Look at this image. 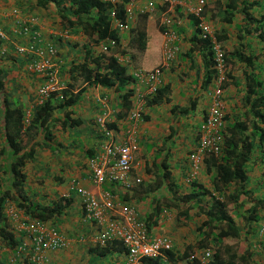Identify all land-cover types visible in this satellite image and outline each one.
Here are the masks:
<instances>
[{"label":"crops","instance_id":"1","mask_svg":"<svg viewBox=\"0 0 264 264\" xmlns=\"http://www.w3.org/2000/svg\"><path fill=\"white\" fill-rule=\"evenodd\" d=\"M101 1L122 3L125 13L134 16V21L126 28L117 27L116 21L111 20L118 41L91 43L78 25L64 27L52 4L43 9L35 4V0H0V24L9 38L7 53L0 55L1 100L5 96L10 107H21L25 117L29 118L35 107L41 104L38 89L48 80L46 71L37 72L33 68V63L39 60L38 56L16 52V46H25L30 40L28 36L13 35L17 21L30 23L34 29L40 30L39 48L44 50L50 46L54 49V55L47 58L54 65L56 82L61 90L53 93L58 94L59 99L63 98L64 92L80 94L73 105H55L48 123L49 143L44 144L43 140L35 146L33 159L23 168L26 175L24 191L31 202L47 206L62 197L70 200L69 206L59 216L43 222L67 241L64 249L48 255L46 264L126 263L127 253L120 241L114 240L101 246L97 240L99 231L110 219V213L101 214V225L90 217L82 201V190L91 191L98 198L99 188L110 190L114 200L133 205L139 215L148 221L151 238L163 237L172 243L176 262L163 257V264H188L191 256L200 259L206 251L195 247L191 256L178 258L187 246L194 245L201 238L204 229L201 232L198 228L205 218L198 214L194 201L185 204L180 199L190 191L192 182L203 185L218 196L211 182L213 172H208L204 161L195 163L192 155L198 152L201 136L208 134L205 119L218 88L224 128L235 120L243 119L242 102L248 76L255 75L264 91V37L259 34L264 35V0H241L250 6L249 13L257 20L250 26L241 13H235L230 23L221 20L225 16L226 0H205L208 6L205 20L213 35L223 38L218 44L226 56L224 68L214 69V76L208 84L204 83V64L208 57L191 43L195 35L199 36L193 15L196 0H154L152 10H147L145 14H140V11L148 8L147 0ZM65 5L69 7L70 4L66 2ZM163 14L174 19L171 30L179 47L174 60L163 66L165 70L160 87L168 89L160 102L146 105L140 102L139 90L130 81L124 91L130 93L125 95L130 103V109L126 111L114 86L106 88L85 81L80 67L86 64L87 68L94 69V61L99 55H104V58L113 55L130 76V70L134 68L151 70L161 66L166 30L160 24ZM137 27L145 30L143 49L137 47ZM256 27L258 32H255ZM241 55L250 57L251 65ZM103 61L107 63V60ZM127 63L129 66H126ZM59 99L57 102L61 103ZM137 106L141 107L140 116L131 118ZM100 117L104 118L112 139L137 147L130 173V181L134 185L129 190L124 191L120 186L109 183L98 188L92 183V159L102 154L103 148L111 142L97 122ZM2 145L0 140V150ZM261 151H264V144L261 150H253L246 164L249 181L245 191L248 194H244L237 203L242 202L244 213L257 200H264V154ZM0 167L1 176L4 170L1 154ZM164 174L166 177H163ZM137 179L139 183L135 184ZM159 180L162 184L157 185ZM208 200H212L209 195L201 205ZM10 203L8 201L4 207L5 214ZM246 206L249 208L244 211ZM14 207V213L21 219L23 217L28 222L34 220ZM12 210L9 209L8 213ZM180 210H187V214L179 216ZM234 214L236 225L243 232V248L251 251L254 264H264V241L259 235L264 221V206L257 207L258 219L248 225L238 211ZM8 217L9 227L15 228L14 232L13 229L11 231L15 233L18 244L13 249L3 248L6 260L15 254L19 245L29 244V238L20 224L11 223L9 220L13 219ZM135 264L152 263L140 259Z\"/></svg>","mask_w":264,"mask_h":264},{"label":"trees","instance_id":"2","mask_svg":"<svg viewBox=\"0 0 264 264\" xmlns=\"http://www.w3.org/2000/svg\"><path fill=\"white\" fill-rule=\"evenodd\" d=\"M68 2L69 7L65 5ZM126 2V1H125ZM35 4L43 9L49 5L56 8L61 23L66 28L78 25L83 33L87 35L89 41L93 44H99L105 40L118 41V35L111 27V11L116 13V17L123 21L125 10L122 3H112L101 0H35ZM207 3L204 6V14L207 13ZM250 6H247L241 0H226L224 3L225 16L221 20L230 23L235 13H241L243 19L250 26L256 19L249 13ZM145 14V13H144ZM197 23V19L194 17ZM1 25V24H0ZM258 32V27L255 28ZM137 47H145V30L137 27ZM264 37L263 33H259ZM216 42L223 38L214 35ZM193 46L204 51L208 60L205 58V84H208L214 76L213 56L209 39L200 38L198 35L191 40ZM248 65H251V58L241 55ZM104 60L107 63L104 64ZM226 59V56H225ZM227 61V60H226ZM95 68L89 69L83 64L80 69L83 79L92 84H97L106 88L115 87L116 92L125 104V109H130V103L125 95H130L125 91V85L132 81V77L127 74L125 67L119 65L116 58L110 55L104 58L99 55L95 59ZM1 74V70H0ZM247 87L243 99V115L240 120H235L232 124L223 128L221 135L223 144L221 153L215 156L212 153H206L203 161L205 162L208 172H213L211 182L218 196L205 189L203 185L192 182L190 191L181 197V201L189 203L194 201L198 208V214L203 215L205 220L198 228L203 231L201 238L194 245L187 246L183 254L178 258H187L191 256L192 249L212 248L213 253L210 258L203 262L200 259L191 256L188 264H254L252 253L249 249L237 250L233 245L224 244V239H241L242 231L237 227L230 212V205L242 206L237 204L240 198L245 194L249 177L246 172V164L250 159V154L255 148L261 150L264 144V91L261 89V81L255 75L247 77ZM3 89V81L0 78V93ZM167 87H160L156 94L146 98V105L156 104L163 98ZM79 93L72 95L64 92L63 98L59 99L58 94L52 93L50 97L35 107L33 114L25 117V111L21 107H10L6 97L0 100V140L2 141L1 156L4 158V175L5 179H0V241L13 249L18 240L12 233L9 222L6 217L4 207L8 201L23 211V214L32 219L39 221H48L61 212L70 204L67 198H60L47 206H40L31 202L24 191L26 175L23 171L25 165L33 159L34 147L41 144L49 143L48 123L51 120L55 105L70 106L79 98ZM57 98L62 101L57 102ZM168 101V99H166ZM42 134V139H41ZM264 154V151H261ZM165 168V167H164ZM163 177H166L164 174ZM162 177V178H163ZM4 185V189L1 188ZM162 184L159 180L157 185ZM207 195L212 199L205 203ZM264 206V200H257L253 205L244 212H239L246 225L250 222L257 221V207ZM178 208V207H177ZM236 212V211H235ZM187 214V210L179 211V216ZM234 216H238L234 214ZM149 219V218H148ZM148 227V221L144 219ZM119 241V240H115ZM114 241V242H115ZM121 243V241H120ZM217 246H214L216 245ZM122 245V243H121ZM123 246V245H122ZM125 249V248H124ZM164 257L171 262H176L175 254L172 249L163 252ZM150 261L152 264H163L160 257L149 259L143 258V262ZM0 264H8L6 258L0 259Z\"/></svg>","mask_w":264,"mask_h":264},{"label":"built area","instance_id":"3","mask_svg":"<svg viewBox=\"0 0 264 264\" xmlns=\"http://www.w3.org/2000/svg\"><path fill=\"white\" fill-rule=\"evenodd\" d=\"M149 6L147 9L141 10V13L152 10L154 0H147ZM205 0H196L193 8V15L197 19V29L199 37L209 39L211 51L213 54V66L215 70H222L225 65V55L218 42H216L210 26L204 17ZM125 20L121 21L116 17V13L111 11V20L116 21V26L126 28L134 21L131 13H125ZM174 19L170 15L163 14L160 24L166 28L165 39L163 41V63L161 66L146 70L142 68H134L130 70L133 85L139 90L140 102H146V98L156 94L161 86L164 68L167 63H171L179 52V47L175 43L176 36L171 30ZM16 37L28 36L29 42L25 46H16L15 50L19 54L31 53L39 57V60L33 63V68L37 72H44L48 76L47 82L38 89V95L41 103L47 100L53 92L61 90L60 85L56 82L55 68L47 57L54 55V49L47 47L42 50L39 48V40L41 33L39 29H34L30 23L17 21L15 23L14 34ZM8 34L0 25V53L7 52ZM112 42V41H111ZM129 66V63L126 64ZM220 89L214 93L215 101L209 107L205 128L208 132L201 136L199 141V149L192 159L195 163L202 162L206 153H212L215 156L220 155L223 144L221 131L224 128V115L221 104L219 102ZM62 98V97H60ZM141 107L137 106L131 118L140 116ZM101 129L105 131V135L109 136L106 129L105 120L100 117L97 120ZM136 145L128 142H119L111 138L100 155H96L91 162V180L94 186L101 187L106 183L114 186H120L124 191L133 187L130 181L131 166L133 161V153L136 151ZM139 180H135V184ZM82 201L88 211L90 217L102 225L101 214L110 213V219L97 235L99 245L105 246L114 240L121 241L127 253L125 264H135L143 258H163V252L172 247V243L163 237L151 238L148 227L143 217L139 215L137 209L126 202L114 200L110 190L99 188V197L88 190L81 191ZM44 221L32 220L22 221L20 226L29 238V244L22 243L15 251V254L7 261L8 264H18V262L28 264H46L50 253L62 250L66 247L67 241L63 235L53 228L46 226ZM260 238L264 241V221L259 229ZM201 261H207L213 253L212 248L205 249Z\"/></svg>","mask_w":264,"mask_h":264},{"label":"rangeland","instance_id":"4","mask_svg":"<svg viewBox=\"0 0 264 264\" xmlns=\"http://www.w3.org/2000/svg\"><path fill=\"white\" fill-rule=\"evenodd\" d=\"M1 98H2V93H0V100H1ZM26 116H29V115H26ZM3 163H4V158H3ZM0 170H2V167H0ZM1 176H0L1 177L0 179H5L4 172H2ZM1 188H2V190L4 189V185L2 186V183H1ZM243 204H244V200H243ZM14 206H15V204H13L12 202L7 205V207H8L7 208V213L9 211V209L10 210L13 209L10 213H8V215L13 219V220H9V221H11V223L21 224L22 221H26V220H24L23 217L21 219L20 216L17 213H14V209H15ZM242 208H243V206L239 207V206H236V205H232V206L230 205L229 210H230V212H232V213L234 212L235 213V211H238V212L243 211ZM248 208H249V206H246L244 211L247 210ZM7 213H6V215H7ZM245 213H247V212H245ZM8 215H7V217H8ZM8 219H10V218L8 217ZM236 220L238 221V217H237ZM14 229H13V232L15 231ZM13 234H15V233H13ZM223 243L224 244L233 245L235 247V249H237V250L244 249L243 246L245 245L243 240H241V239L234 240V239H231V238L230 239L229 238L228 239H224ZM214 246H217V244L214 245ZM4 247H5V245L0 241V259H2V258H6L7 259V256H5V252L3 251Z\"/></svg>","mask_w":264,"mask_h":264},{"label":"clouds","instance_id":"5","mask_svg":"<svg viewBox=\"0 0 264 264\" xmlns=\"http://www.w3.org/2000/svg\"><path fill=\"white\" fill-rule=\"evenodd\" d=\"M206 3V2H205ZM140 14H142V13H140ZM203 14H204V12H203ZM205 17V16H204ZM7 51H8V47H7ZM7 52H5L4 54H6ZM0 55H1V53H0Z\"/></svg>","mask_w":264,"mask_h":264}]
</instances>
